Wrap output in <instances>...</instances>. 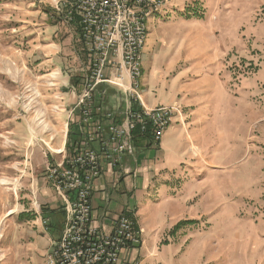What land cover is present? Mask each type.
<instances>
[{
  "label": "rangeland",
  "instance_id": "obj_1",
  "mask_svg": "<svg viewBox=\"0 0 264 264\" xmlns=\"http://www.w3.org/2000/svg\"><path fill=\"white\" fill-rule=\"evenodd\" d=\"M70 2L0 0V264H47V255L37 259L29 248L27 215L40 203L34 201L32 185L42 171L34 167L46 172L52 155L62 152L66 126L59 93L65 78L46 56L47 23H52L50 9L60 10L70 26L79 23L76 13L71 20L69 13L65 16ZM149 28L143 84L154 93L160 87L167 101L177 93L190 99V89L206 71L220 76L228 71L230 90L236 92L243 77L264 64V0H165L163 17L151 20ZM182 89H188L183 96ZM108 91L107 100L113 94ZM188 114L182 109L173 120L179 116L188 123ZM262 146L230 167L225 187L203 185L210 173L204 155L192 163L196 176L183 162L182 185L191 177L200 182L190 187L193 198L187 206L203 214L164 218L158 208L148 214L143 225L150 227L145 244L150 251L144 264H264ZM182 185L173 187L175 193ZM206 194L212 213L205 211L211 206Z\"/></svg>",
  "mask_w": 264,
  "mask_h": 264
},
{
  "label": "crops",
  "instance_id": "obj_2",
  "mask_svg": "<svg viewBox=\"0 0 264 264\" xmlns=\"http://www.w3.org/2000/svg\"><path fill=\"white\" fill-rule=\"evenodd\" d=\"M65 10L67 16L71 9L68 6ZM49 13L51 18L56 16L61 20L52 18V23H47L51 27V32L46 46L49 52L46 56L53 64L58 65V71L61 72L63 79L65 78V87L59 93V107L66 132L60 148L62 152L55 153V157L51 153L54 163H58L72 155L74 143L80 141L82 136V119L76 102L77 94L82 92L85 75L90 67V57L80 36L78 20L73 21V26H70V22L66 21L68 23L66 24L62 20L60 10L54 13L50 9ZM162 17L163 15L151 20ZM116 66L115 63L114 68ZM256 66L255 71L243 77L237 84L236 92L230 90L228 71L221 73L222 76L215 75L218 71H206L209 74L196 80L194 89H190V99L177 98L176 96H180L177 93L167 101L160 87L157 93H154L156 89L145 87L142 79L143 101L146 106L157 107L177 103L185 114L189 113L186 115L188 123H181L177 116L158 143L153 142L150 131L136 136L134 154L124 155L116 167L105 163L101 177L93 181L91 203L95 225L99 229L107 233L112 232L115 219L121 214H127L134 217L137 226L145 230L143 245L124 251L120 264H144L149 260L147 252L150 250L145 247L146 236L147 239L149 237L147 234L149 226L143 225V221H148V214L154 213L156 208L165 212L164 218L185 215L196 217L199 213L203 214V211L198 212L197 208L189 209L187 206L193 198L190 187L200 182L191 177L182 185L180 167L183 162L188 161L190 170L195 172L196 167H193L192 163L194 161L198 163L199 154L202 157L204 155L205 169L210 173L202 180L203 185L225 187L229 184L230 167L245 159L246 154L257 153L264 144V64ZM108 89L113 94L109 100L107 97L102 100L100 95H97L96 107L109 110L118 106L119 90L116 87ZM184 90L188 89L180 90L182 96ZM97 116L100 117V114ZM70 131L72 134L69 138ZM49 142H52V137ZM92 146L98 148V143ZM34 168L42 171L36 175L32 185L33 194L38 203L40 202V206L27 215L28 223L31 224L27 236L30 250L41 260V256L48 255L61 237L65 211L62 201L48 181L44 167ZM181 185L183 188L175 193L176 188L173 187ZM207 194L204 201L210 202L211 206L205 211L211 210L212 213L213 202ZM188 210L195 213L188 214ZM207 212L205 214L209 215ZM22 214L19 213L20 218L24 217ZM143 254H146L145 258H139Z\"/></svg>",
  "mask_w": 264,
  "mask_h": 264
},
{
  "label": "built area",
  "instance_id": "obj_3",
  "mask_svg": "<svg viewBox=\"0 0 264 264\" xmlns=\"http://www.w3.org/2000/svg\"><path fill=\"white\" fill-rule=\"evenodd\" d=\"M69 4L68 18L79 15L90 67L82 92L77 94L81 139L74 143L70 157L46 168L65 211L61 237L48 253L47 263L120 264L124 251L143 245L145 230L127 214L115 219L112 232L99 229L93 216L92 184L101 177L105 163L116 167L124 155L134 154L137 134L150 131L158 143L175 115L182 114L177 103L148 107L143 101V53L149 22L163 15L165 0H73ZM109 87L120 92L118 106L96 107L97 95L104 100ZM96 143L98 148L92 146ZM34 201L38 204L35 195Z\"/></svg>",
  "mask_w": 264,
  "mask_h": 264
},
{
  "label": "trees",
  "instance_id": "obj_4",
  "mask_svg": "<svg viewBox=\"0 0 264 264\" xmlns=\"http://www.w3.org/2000/svg\"><path fill=\"white\" fill-rule=\"evenodd\" d=\"M77 16L76 17H79V15L78 14H76ZM71 134H72V132L70 131L69 132V138L71 137ZM140 134H137L136 136L138 137ZM141 136V135H140ZM69 144V143H68Z\"/></svg>",
  "mask_w": 264,
  "mask_h": 264
},
{
  "label": "bare ground",
  "instance_id": "obj_5",
  "mask_svg": "<svg viewBox=\"0 0 264 264\" xmlns=\"http://www.w3.org/2000/svg\"><path fill=\"white\" fill-rule=\"evenodd\" d=\"M59 151H61V150H59Z\"/></svg>",
  "mask_w": 264,
  "mask_h": 264
}]
</instances>
